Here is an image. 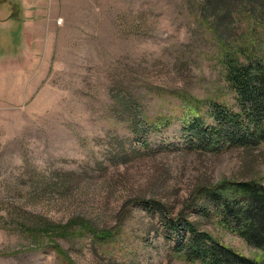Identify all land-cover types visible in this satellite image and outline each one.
<instances>
[{"label":"rangeland","instance_id":"1","mask_svg":"<svg viewBox=\"0 0 264 264\" xmlns=\"http://www.w3.org/2000/svg\"><path fill=\"white\" fill-rule=\"evenodd\" d=\"M205 2L0 0V264H207L178 251L189 223L264 260L204 190L264 184V143L186 130L247 116L229 75L264 65V11Z\"/></svg>","mask_w":264,"mask_h":264},{"label":"trees","instance_id":"2","mask_svg":"<svg viewBox=\"0 0 264 264\" xmlns=\"http://www.w3.org/2000/svg\"><path fill=\"white\" fill-rule=\"evenodd\" d=\"M233 1L206 0L205 4L209 3L216 10L223 9L221 14H215L217 18L226 19L232 14L231 8L236 7ZM247 1L253 12L257 13L258 8L264 11V0ZM247 59L249 62L245 65H234L229 75L239 94V101L249 105L247 116L217 111L214 116L220 123L212 127H207L199 117L194 122L189 121L186 130L200 147H206L205 142H208L207 147L211 150H219L221 146L254 150L264 143V65L251 56H247ZM225 137H228L227 140H224ZM215 186V189L210 186L204 189L205 213L208 204L214 205L222 224L239 234L247 243L264 251V184L256 179H245L224 180ZM148 204L152 203L148 201ZM187 228L190 236L178 251H182L191 261L201 260L207 264H264V260L248 258L223 245L214 236L198 232L190 223Z\"/></svg>","mask_w":264,"mask_h":264}]
</instances>
